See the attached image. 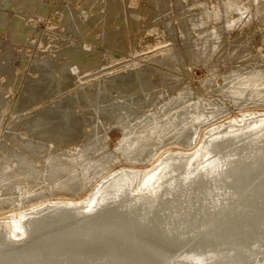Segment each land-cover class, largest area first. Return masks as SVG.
Returning <instances> with one entry per match:
<instances>
[{"label":"bare ground","instance_id":"bare-ground-1","mask_svg":"<svg viewBox=\"0 0 264 264\" xmlns=\"http://www.w3.org/2000/svg\"><path fill=\"white\" fill-rule=\"evenodd\" d=\"M218 15L224 18L216 21ZM158 18L169 34L166 41L149 29ZM32 27L36 35L27 32ZM24 33L17 53L34 57L39 49L52 59L43 70L58 71L59 88L47 98L64 91L75 99L35 103L27 107L34 115L23 122L17 121L21 115L10 121V111L0 119V217L17 216L34 205L61 204L34 217L23 238L12 240L0 232V264H264V117L250 129L230 126L227 133L211 136L201 159L180 155L146 173L133 196L114 190L118 199L78 208L64 204L78 200L90 183L122 162L147 165L159 144L192 148L211 116L232 106L264 104V0H0V60L9 48L16 53L11 40ZM43 34L51 48L38 46ZM137 41L145 48H135ZM60 46L63 52L54 58ZM146 49L161 60L187 54L190 70H169L184 82L165 87L162 79L158 96L147 92L154 70H134L151 58ZM139 51L144 53L138 58ZM221 51L228 62L242 60L232 70L214 69ZM118 53L130 60L95 72L106 65L100 58ZM69 68L78 71L75 77ZM47 70L41 80L49 83L53 78ZM226 72L236 81L216 95L218 77ZM0 77L5 83V75ZM185 82L187 90L179 94ZM13 90L7 91L12 105L18 93ZM114 90L126 97L142 94L131 99L134 107L124 108L117 102L122 97L112 96ZM214 95L219 101L204 98ZM108 101L116 103L102 105ZM86 107H94L89 113L99 119L93 128L83 119ZM253 110L260 109L249 105L242 111Z\"/></svg>","mask_w":264,"mask_h":264},{"label":"rangeland","instance_id":"rangeland-1","mask_svg":"<svg viewBox=\"0 0 264 264\" xmlns=\"http://www.w3.org/2000/svg\"><path fill=\"white\" fill-rule=\"evenodd\" d=\"M63 6H65V5L63 4ZM73 10L75 12L77 11V9H75V8ZM231 13L233 14V10L230 12L229 15H227V17L231 16ZM234 14H235V12H234ZM91 15H92V13H91ZM160 17L161 16H159V18ZM159 18H158V20H156L155 22H153L150 25L149 29H151V28H152L151 30L155 29L154 31H152V33L156 34L155 36H157V35L161 36L162 35L161 37H158V38L163 40V41H166L169 38V34H168V32H165V31H167V29L164 28V26H162L163 23L161 22V20L163 18H167V17L165 16L163 18H160L161 20ZM223 18H224L223 15H221V16L218 15L215 20L216 21L218 19L222 20ZM153 24H155V25H153ZM160 30L162 32H159ZM27 32H29V33L33 32V35H36L37 34V28L32 27V29H28ZM160 33H161V35H160ZM45 34H47V33H45ZM45 34H43V36L41 37L44 39L40 38L41 41L38 44V46L40 48H44V47L45 48H51L53 45H51V46L49 45V47H48V45H46V43H45L46 41H44L46 39L45 37L47 36V35L45 36ZM85 35H87V32L85 33ZM26 36H27V33H24L21 37L16 39L18 41L11 40V44H12L11 47L14 49V51L16 53H13L9 48V49H7L6 54L4 53L5 55H3V59L1 58L2 60H0V74L5 75V83H3V82L1 83V81H0V119H5L4 116L7 113H9V111H10V113H14V114H13L12 118H9V120L13 119L12 121H16L17 117L21 115L22 118L18 119L17 121L23 122V120H25L27 117H31L34 115V113H33L34 109H29V108L27 109V107H31V105H34L35 103L42 102V101H45L46 99H48L47 103H49V104H51V103L53 104L54 102L58 103V104L59 103L62 104L65 102L70 103L69 101H71L72 99H75V97L73 95H70V93H66L64 91H62V92L58 91L57 94L53 95L54 96L53 98L52 97L47 98V97H49L50 94L54 93L55 90L59 88V87L57 88L55 86L56 78L58 79V76H57L58 71L47 70L48 67L46 66L44 69L47 70L51 74V78H53V79H51L49 81V83L45 82V81L42 82L41 79H43L42 77H44V75H42V74H45V70H43V67L46 65L44 63L46 61L48 64H50V63L52 64V59L49 58L48 56L42 55L41 54L42 51H40L39 49L35 51L34 57H30V56L25 55V54H18L17 52L19 50L17 48V45L20 42H23L26 39ZM133 38H135V37H133ZM136 39H137V37H136ZM156 39H157V37L155 39H153L154 40L153 42H155ZM182 39H183V37H182ZM182 42H183V40L180 43L182 44ZM7 44L8 43H4L5 46ZM137 44H138V46H137ZM163 44H165V43H163ZM145 45L146 44H140V42L138 43V41H137L135 43V48H141V47L145 48ZM237 45H238V42L230 44L228 51L231 48L236 47ZM60 49H61V46L58 47L57 49H55L56 51H58V50L59 51L56 54H54V58L60 57L61 53L63 52ZM148 51L152 52V49H148L146 53H150ZM235 52H232L231 56L235 55ZM142 53H144V51H139L137 53L136 57H138ZM150 55H151V58H149L150 57L149 56L148 57L149 60H147V62L145 61V62H142V64L140 63L138 66H136L134 68V70H154L150 74L151 76L154 77V79H148V81L151 83L152 86H150L149 87L150 90L147 91L149 93L154 94V97L158 96L160 93V90L162 87V84H161L162 79L167 80V81L165 80V82L163 84V86H165V87H168L171 84H173L172 81H174V82H177V80L179 82L183 81L182 79L179 80L178 78H176V76L169 71V70H176V69H174V66H175V68L177 66L178 67L180 66V69L178 68L179 70H182L181 68H183V70L185 69L186 71L190 70V68L188 67L190 65V62L187 59V57H188L187 54L185 55V53H181V55L175 54L177 56H175L174 53L172 55L169 54V55L163 56V60H161L162 58H157L155 56L153 57L152 56L153 54H151V53H150ZM183 57H184V59H183ZM114 59H115V61H114ZM178 59H179V61H178ZM218 59H219V64L217 67L214 68L217 70H224V69L225 70H229V69L232 70L231 66H235L236 61L242 60L240 58V59H236V60H229V62H228L227 60L229 59V56H228V54H226V51H225V53L221 51L218 54ZM53 60H55V59H53ZM128 60H130L129 57H125L124 54H120V53L110 56V59H107V60H105L104 58H100L99 63H102V61L104 63L106 61L105 62L106 65L103 66L100 64V67L95 69V72L98 73V71H102V70L106 71L109 68L114 67V65L116 66V65H119L120 63H125ZM186 60H187V62H186ZM22 62L24 64H22ZM185 62H186V65H185ZM187 64H188V66H187ZM183 65H185V66H183ZM25 66H26V68H25ZM16 67H18L20 69L16 70ZM24 69L26 70V72L22 73L24 71ZM127 70H129V69H127ZM35 71H36V73H35ZM69 72H70L71 76L75 77V75L77 74L78 71L71 72V68H69ZM103 72H100L96 76L101 75ZM138 72H141V71H138ZM80 77L83 78V75ZM182 78H184V76H182ZM84 79L85 78H83V80ZM218 80L220 82L217 84L218 86L215 87V90L217 91L216 95H220L222 93L221 90L228 91V89L230 87H232L236 81L232 77V74L230 72H228V73L226 72L225 74H221L218 77ZM65 82H62V84L65 85ZM69 82H70V80L67 83H69ZM75 82L78 83V79H75V81H73V83H75ZM156 82H158V84H155ZM41 84H42V86H41ZM130 84H132V82H130ZM75 85H78V84H75ZM222 85H226L227 87L220 88ZM11 87H12V89H14L13 90L14 93L15 92L17 93V91H18V93L15 95V99H14L15 101H14L13 105L10 104V102H11L10 95H9L10 92H9V94L7 92L8 89ZM71 87L74 88V84ZM119 87L123 88L122 86H119ZM235 87H237L241 90L243 89V91H245L244 87H241V86H235ZM186 88L187 87H186V82H185L183 87L180 88L179 94H184L187 90ZM41 90H42V93H41ZM155 91H158V92H155ZM4 92H5V94L2 95V93H4ZM155 93H157V94L155 95ZM141 94L142 93H140V91H138L137 93H133L131 96L126 97L125 93L119 94V90H114L112 96L119 95L122 98L118 99L117 102L120 103L124 108H129V107L131 108V107L135 106V104H134L135 102L132 103L131 99L135 98ZM200 98H202V97H200ZM200 98L197 97V99H200ZM204 98H207L209 100L215 99V100L219 101V99L215 95L214 96H205ZM194 100H196V98ZM245 100H243L241 102L246 103ZM114 103H116V102L108 101L102 105L109 107V105H112V104L114 105ZM249 105L251 108L256 107V108H259L260 110L243 112L242 110H245ZM49 107H52V106H49ZM206 107H208L207 110H213L214 109V107H212V105H210V106L206 105ZM93 108L94 107H90V108L86 107L84 109L85 113L83 114L84 115L83 119L92 128L96 124H99V119H97L92 113H89V111L93 110ZM263 109H264L263 103H254V104L246 103L243 105L232 106L231 108H229L228 110H226L224 112H219V114L211 116L207 121L204 122V124L207 128L204 130L203 135L201 136V138L199 139L197 144H195L192 148L180 149V148L176 147V144L174 142H165L163 145L159 144L157 146V148L154 150L151 157L146 162L143 163V164H147V165L135 167V166H132V164L134 162H130V161L122 162L123 166L114 170L113 172H111L107 176L100 178L97 181L94 180V182L90 183L89 186H87L85 188V190L82 192L83 194H81V197L78 200H75L72 202L67 201V202H64V204L69 206V207H72V208H78V207H81L83 205H88L97 199H99V200L100 199H110L111 196H114L113 198L118 199L116 197V196H118V194H116L114 192V190H116L117 192H119L122 195L133 196L139 190V186H140V183L143 179L142 178L143 175H145L146 173H149L150 171H152V170H154L160 166H165L172 158L180 156V155L186 156V155L194 154L197 157L196 159H201L202 154L200 153V151L204 147L207 146V141L211 136H213L215 134L227 133L229 131L230 126L233 129L236 126L241 128V129H250L251 127L254 126L253 122H255L257 120V118H263L264 117V110ZM134 116H137V115L136 114L131 115V117H134ZM10 124H11V122H10ZM5 125L6 124L4 123V126ZM29 140L33 143L42 142L40 139L31 138V137H29ZM0 141H3V137L0 138ZM23 150H25V149L23 148ZM19 152H20L19 149L18 150L16 149V153H19ZM216 154L217 153L207 155V158L214 157V156H216ZM222 158L223 157H220L221 160H222ZM127 184L129 185L127 188V191L125 193H121V190H123L124 186ZM109 187H111V188H109ZM59 205H61V204H58V202H55V203H52L49 205H45V204L34 205V207L32 206L29 209L24 210L23 213L18 214L17 216H14V214H11V215H8L6 217H0V232L3 231L12 240H18L20 238H23L26 235H28L29 224L34 217L42 216V215L46 214V212L48 210L54 209V208L58 207ZM1 209H2V207L0 205V210ZM255 251H256L255 248H252L249 250L248 258L250 260L255 256ZM209 256L210 255L204 256V257H202V259H207V258H209ZM261 261L264 262V259H261ZM172 264H193V263H187V262H183V261H174Z\"/></svg>","mask_w":264,"mask_h":264}]
</instances>
